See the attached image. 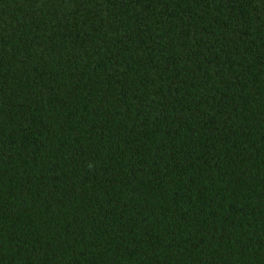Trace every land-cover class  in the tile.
Instances as JSON below:
<instances>
[{
	"label": "trees",
	"instance_id": "obj_1",
	"mask_svg": "<svg viewBox=\"0 0 264 264\" xmlns=\"http://www.w3.org/2000/svg\"><path fill=\"white\" fill-rule=\"evenodd\" d=\"M0 264H264V0H0Z\"/></svg>",
	"mask_w": 264,
	"mask_h": 264
}]
</instances>
